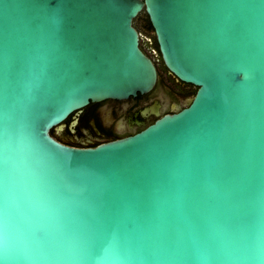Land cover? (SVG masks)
I'll use <instances>...</instances> for the list:
<instances>
[{"label": "water", "instance_id": "water-1", "mask_svg": "<svg viewBox=\"0 0 264 264\" xmlns=\"http://www.w3.org/2000/svg\"><path fill=\"white\" fill-rule=\"evenodd\" d=\"M143 10L195 95L134 135L60 143L72 112L155 86ZM6 163L0 264H264V0H0Z\"/></svg>", "mask_w": 264, "mask_h": 264}, {"label": "flooded vegetation", "instance_id": "flooded-vegetation-1", "mask_svg": "<svg viewBox=\"0 0 264 264\" xmlns=\"http://www.w3.org/2000/svg\"><path fill=\"white\" fill-rule=\"evenodd\" d=\"M132 25L138 33L139 48L156 68L155 86L145 94L89 102L72 112L61 130L50 131L60 143L87 148L134 135L152 124L156 115L172 114L186 107L189 98L195 95L196 87L181 82L165 67L148 16L138 15Z\"/></svg>", "mask_w": 264, "mask_h": 264}, {"label": "snow or ice", "instance_id": "snow-or-ice-1", "mask_svg": "<svg viewBox=\"0 0 264 264\" xmlns=\"http://www.w3.org/2000/svg\"><path fill=\"white\" fill-rule=\"evenodd\" d=\"M15 194V170L6 163L2 179H0V198L3 201V209L0 211V229L5 231L10 225L15 224L17 220L15 208L11 206Z\"/></svg>", "mask_w": 264, "mask_h": 264}, {"label": "trees", "instance_id": "trees-1", "mask_svg": "<svg viewBox=\"0 0 264 264\" xmlns=\"http://www.w3.org/2000/svg\"><path fill=\"white\" fill-rule=\"evenodd\" d=\"M139 15H140V16H142V15L147 16L144 10H143ZM50 134H51V133H50Z\"/></svg>", "mask_w": 264, "mask_h": 264}, {"label": "rangeland", "instance_id": "rangeland-1", "mask_svg": "<svg viewBox=\"0 0 264 264\" xmlns=\"http://www.w3.org/2000/svg\"><path fill=\"white\" fill-rule=\"evenodd\" d=\"M192 97H190L189 99H191Z\"/></svg>", "mask_w": 264, "mask_h": 264}]
</instances>
